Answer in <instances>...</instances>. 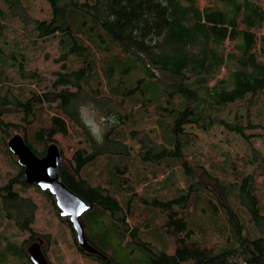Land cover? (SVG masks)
<instances>
[{
	"label": "trees",
	"instance_id": "obj_1",
	"mask_svg": "<svg viewBox=\"0 0 264 264\" xmlns=\"http://www.w3.org/2000/svg\"><path fill=\"white\" fill-rule=\"evenodd\" d=\"M46 1L51 9L46 21L34 20L22 0H0V16L5 18L1 5L7 6L14 17L34 25L39 39L60 37L61 46L66 48L61 60L74 56L82 66L71 71L63 65L48 93L41 91L42 80L36 73L30 75L34 87L29 93L22 87L0 85V135L5 152L19 166L7 145L13 136L21 135L40 158L46 156L51 144L59 146L60 140L65 141L67 148L59 146L67 163V167L60 168L64 185L86 201L90 210L98 207L100 213L117 223L136 246L149 253V264H264V215L253 191L256 177L246 176L237 184L223 183L186 155L197 138L184 131L186 125L204 132L221 126L246 141L264 137V128L251 124L243 127L225 113L229 104L246 96L258 97L264 109L263 0ZM112 49L118 54L109 55ZM3 54L0 47V58ZM10 57L15 58L14 54ZM140 68L142 77L127 83ZM116 71L118 78L113 85ZM21 75L26 78L24 72ZM93 76L95 88L89 86ZM136 95L150 97L148 102L155 98V110L161 114L157 123L164 134V144L159 145L147 134L130 133L141 145V161L159 165L174 160L192 181L183 194L173 199H149L136 191L125 136L118 132L129 120V115L118 110H124L125 102ZM87 104L104 116L107 131L101 141L83 122L81 110ZM7 115L20 120L8 123L4 120ZM105 156L117 160L109 171L114 187L95 185L84 174L87 167ZM19 168V175L0 188V212L14 223L19 234L28 233L29 238L20 246L0 243V264L21 260L33 264L27 251L41 240L45 241L42 251L48 263L54 264L48 256L52 238L33 230L38 206L32 198L16 192L15 185L36 188L48 197L56 216L71 230L80 253L101 264H117L89 240L87 232L89 243L104 257L80 249L75 231L69 219L61 217L54 197L36 185H28L23 168ZM234 193L251 217L257 238L246 234L231 207L229 200ZM125 196L130 197L126 205ZM135 204L138 217L147 216L148 220L132 227L129 216L134 215ZM200 205L202 212L224 219L233 230L234 238L226 240L227 247L218 250L207 240L197 239L192 218ZM142 227L158 231L166 248L144 242L140 237Z\"/></svg>",
	"mask_w": 264,
	"mask_h": 264
},
{
	"label": "rangeland",
	"instance_id": "obj_2",
	"mask_svg": "<svg viewBox=\"0 0 264 264\" xmlns=\"http://www.w3.org/2000/svg\"><path fill=\"white\" fill-rule=\"evenodd\" d=\"M23 6L29 15L37 21H46L51 17V9L46 0H22ZM264 4V0L262 1ZM203 6L206 2H202ZM5 18L0 16V47L3 56L0 59V85H14L22 87L29 93L34 87L30 79L31 73H36L42 83V92L51 91V84L57 79V73L66 65L67 70H76L82 66V61L69 56L66 61L61 60L66 48L60 44L61 38L39 39L33 24L24 23L20 17H14L7 6L1 5ZM109 55H117L118 51L111 50ZM14 54L15 58L10 56ZM23 66V71L22 67ZM24 72L26 78L21 74ZM117 71L112 79L113 85L118 78ZM141 68L132 73L127 83L142 77ZM38 77V79H39ZM95 77L89 79V86H95ZM95 88V87H94ZM64 88H59L62 90ZM75 92L76 89L69 88ZM140 95V93H139ZM136 95L133 100H127L124 110H118L123 115H129L126 125L120 126L118 132L123 134L124 145L127 146L131 165V172L135 176L136 191L139 196L149 199H173L180 196L192 184L181 168L177 167L174 160H167L159 165L144 163L139 157L141 145L132 139L130 133L139 131L147 134L151 140L163 145L164 134L157 121L161 114L156 108L155 98L148 102V96ZM146 101V102H145ZM146 106L142 107V104ZM230 119L247 127L249 124L264 128L263 104L258 97L246 96L243 100L229 104L225 111ZM84 124L92 131L98 141H101L107 131L103 115L91 104H87L81 110ZM6 122H19V117L5 116ZM112 120V119H111ZM169 121H165L168 123ZM184 131L197 138L187 149L186 155L191 157L195 165H203L208 172L218 177L223 183L237 184L246 176L253 175L256 182L253 191L260 201V209L264 215V137H253L246 141L240 136L226 131L221 126H215L210 131L204 132L194 125L184 126ZM262 134L263 131H260ZM59 146L67 148L66 142L59 141ZM15 157V156H14ZM15 159H17L15 157ZM117 160L110 156L99 158L93 165L86 168L85 176L95 185L111 186L112 180L109 171ZM20 166L5 152L0 135V188L5 187L9 179L16 178L20 173ZM137 178V179H136ZM14 190L22 196L32 198L38 206L36 222L33 230L52 238L48 247V256L54 264H101L97 259L80 253L73 240L71 230L56 216L54 208L48 197L36 188L24 189L15 185ZM129 196L123 198L126 205ZM135 202V201H134ZM231 207L237 213L246 228L249 237L257 238L258 231L251 221L246 210L240 207L238 197L234 193L229 200ZM202 205L195 209L193 216L194 229L197 239L207 240L210 246L218 250L227 247L226 240L234 238L233 230L222 218H214L209 213L202 212ZM1 209V202H0ZM138 206H132L134 215H130L131 226L141 225L148 220L147 216L138 217ZM89 240L105 254L111 256L117 264H149V253L136 246L129 235L118 226L110 217L100 213L99 208L87 212L82 218ZM150 229V228H149ZM147 227L140 228V237L146 243H150L160 249L166 248V242L158 231ZM29 238V234H19L12 221H8L0 212V243L22 245ZM6 245V244H5ZM1 249V248H0ZM3 264V263H2ZM11 264H25L24 260L11 262Z\"/></svg>",
	"mask_w": 264,
	"mask_h": 264
},
{
	"label": "water",
	"instance_id": "obj_3",
	"mask_svg": "<svg viewBox=\"0 0 264 264\" xmlns=\"http://www.w3.org/2000/svg\"><path fill=\"white\" fill-rule=\"evenodd\" d=\"M7 145L24 170L25 182L30 186H38L44 192L48 191L54 197L61 217L68 218L75 231L79 248L88 255L104 257L89 243L82 222L83 216L90 210V205L70 191L61 179L60 168L67 167V163L59 146L51 144L46 156L40 158L21 135L13 136ZM43 244L44 241L41 240L28 248L27 252L33 264H49L42 251Z\"/></svg>",
	"mask_w": 264,
	"mask_h": 264
},
{
	"label": "clouds",
	"instance_id": "obj_4",
	"mask_svg": "<svg viewBox=\"0 0 264 264\" xmlns=\"http://www.w3.org/2000/svg\"><path fill=\"white\" fill-rule=\"evenodd\" d=\"M111 119H112L113 121H115V118H114V117H112Z\"/></svg>",
	"mask_w": 264,
	"mask_h": 264
},
{
	"label": "flooded vegetation",
	"instance_id": "obj_5",
	"mask_svg": "<svg viewBox=\"0 0 264 264\" xmlns=\"http://www.w3.org/2000/svg\"><path fill=\"white\" fill-rule=\"evenodd\" d=\"M44 245H45V241H44V244H43V246H42V247H44Z\"/></svg>",
	"mask_w": 264,
	"mask_h": 264
},
{
	"label": "bare ground",
	"instance_id": "obj_6",
	"mask_svg": "<svg viewBox=\"0 0 264 264\" xmlns=\"http://www.w3.org/2000/svg\"><path fill=\"white\" fill-rule=\"evenodd\" d=\"M44 254V253H43ZM45 256V255H44ZM92 256H94V255H92ZM46 258V257H45ZM48 261V260H47Z\"/></svg>",
	"mask_w": 264,
	"mask_h": 264
}]
</instances>
